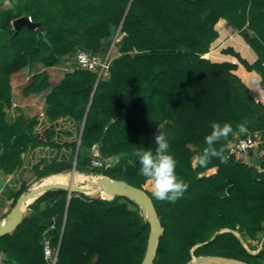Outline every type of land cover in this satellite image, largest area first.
I'll use <instances>...</instances> for the list:
<instances>
[{"label": "trees", "instance_id": "16d2710c", "mask_svg": "<svg viewBox=\"0 0 264 264\" xmlns=\"http://www.w3.org/2000/svg\"><path fill=\"white\" fill-rule=\"evenodd\" d=\"M11 1L9 9L0 5V174L16 173L23 153L39 144L33 134L36 119L8 118L13 75L37 64L54 67L81 45L99 54L114 44L118 54L107 79L74 69L46 98L52 119L70 117L80 127L85 121L76 170L85 172L98 146L101 160L119 159L109 171L97 167L98 173L150 195L164 227L154 264H186L192 256L264 264V154L252 164L242 163L228 148L243 131L260 132L264 140V104L236 75L237 64L204 57L218 43L221 21L239 31L249 29L258 59L250 64L232 50L225 53L259 74L264 91V0ZM22 17L42 28L16 33L13 23ZM50 86L42 71L24 92ZM213 122L230 123L232 132L215 142L220 156L202 166L199 155ZM158 129L166 133L177 175L188 185L175 203L157 200L151 182L138 171L136 152L155 149ZM72 166L73 159L40 164L36 174L46 177ZM67 204L66 190L40 196L19 227L0 238V264H52L45 256L46 242L57 252L55 264H142L150 225L134 203L72 193L66 214ZM45 219L53 225L42 226ZM250 240L260 244L256 255Z\"/></svg>", "mask_w": 264, "mask_h": 264}, {"label": "crops", "instance_id": "0c3cea01", "mask_svg": "<svg viewBox=\"0 0 264 264\" xmlns=\"http://www.w3.org/2000/svg\"><path fill=\"white\" fill-rule=\"evenodd\" d=\"M217 29L219 32L218 43L215 49L204 57L214 62H231L237 64L238 69L235 72L236 75H238L249 88L255 100L264 104V91L260 88V75L256 72L247 71L244 65L239 62V59L232 55L233 53H225L226 50H232L248 63H254L258 59V55L251 48L249 42L254 38V33L247 28L241 31L236 30L224 20L217 25ZM34 75H26L24 80L20 82L21 85H23L25 81L31 82ZM18 78V73L14 74L12 83L18 81ZM15 89L16 88L13 86L14 101L16 100ZM24 89L25 88L20 87V89L17 90V94L19 91L21 92L18 98L20 101L18 109L22 110L23 115L27 116V118L36 119L37 124L34 127L33 134L39 144L30 147L23 153L21 167L16 173L12 175L0 174L1 213L5 216L9 214L8 208L10 204H13L15 199L14 196L21 192L26 193L35 188V186H33V188L29 189L30 186L33 185V181L38 178H43L36 175V167L38 165H50L51 163L68 164L72 159L74 163H77V148L83 127V125L80 127V125L70 117L52 119L47 113L46 98L48 94L44 98H42L44 96L43 91L38 94L32 93L27 95ZM33 97H40L42 100H45L44 106L42 108L40 107L41 109L31 108V104H28ZM12 106H15V104L12 103ZM33 110L34 112L36 111L35 114L32 113ZM17 114L20 115L19 113ZM75 144L77 145L76 150L74 148ZM262 155L260 151H254L250 156V163L252 164L254 159ZM5 216L3 218H5Z\"/></svg>", "mask_w": 264, "mask_h": 264}, {"label": "water", "instance_id": "95a60500", "mask_svg": "<svg viewBox=\"0 0 264 264\" xmlns=\"http://www.w3.org/2000/svg\"><path fill=\"white\" fill-rule=\"evenodd\" d=\"M13 26L16 29V33H18L24 27L30 29L42 28V24L40 22H32V20L27 17H22L17 19L16 21H14ZM77 50L90 54L92 53L90 49L82 45L78 46ZM99 80H100V76L98 77V81ZM84 127H85V121L82 127L80 141L77 148V156L79 154L81 137L84 132ZM96 149H99V147L96 146ZM75 169H76V162L74 163L73 166V170ZM95 179L96 180L94 182L95 186L93 188V191L88 190L84 186H80L74 184L73 182H70L67 184L59 183V184H48L45 186H38L27 191L26 193H23L17 199L14 207L11 209L6 220L5 221L0 220V238L5 235L13 233L16 230V228L19 227V225L22 223L26 215V210L28 206L32 202L37 200L40 196L44 195L49 191L56 189L68 191V204H67L66 214L68 211V206L70 199L72 197V193L82 194L86 196L104 193L106 194V196H108L111 199L126 198L130 200L132 203H134L141 210L143 216L150 225V234L148 238L147 249L142 264H154L159 249L160 241L164 234V227L162 225L161 218L158 214L153 199L145 190L135 187L125 181L112 179L108 176H103V175L97 176ZM41 225L42 226L46 225L50 227L53 225V221L45 219L41 222ZM199 246L200 245H198L197 247ZM53 264H55V262ZM186 264H249V263L240 259L228 258L223 256H192V259Z\"/></svg>", "mask_w": 264, "mask_h": 264}, {"label": "clouds", "instance_id": "9594fccd", "mask_svg": "<svg viewBox=\"0 0 264 264\" xmlns=\"http://www.w3.org/2000/svg\"><path fill=\"white\" fill-rule=\"evenodd\" d=\"M231 132L230 123H212L211 132L204 137L207 147L199 155V163L202 166L209 163L212 157L220 156V152L214 147L215 142L227 138ZM152 141L156 145L154 150L142 148L136 152L139 174L151 182L152 195L157 200L175 203L183 197L188 185L177 175L178 162L169 151L166 133L158 129Z\"/></svg>", "mask_w": 264, "mask_h": 264}, {"label": "rangeland", "instance_id": "374dc122", "mask_svg": "<svg viewBox=\"0 0 264 264\" xmlns=\"http://www.w3.org/2000/svg\"><path fill=\"white\" fill-rule=\"evenodd\" d=\"M0 5L2 6V8L3 9H9V8H11L12 7V5H13V1H11V0H0ZM118 37V35H116V37H115V39ZM120 38L121 37H119L118 38V40H120ZM111 49V48H110ZM108 50V52H104V53H99V54H97L100 58H102V59H105L106 57H107V55L111 52V59H113V58H115L116 57V55L118 54L117 52H116V49H111V50ZM110 51V52H109ZM110 55V54H109ZM66 58H67V56L66 57H64L63 58V61L60 63V64H58V65H56V66H54V67H50V68H45L43 65H41V64H37V65H35V66H33V67H30V68H24V69H22L20 72H18V76H19V78H18V81H16V82H14V83H12V85L16 88L15 89V97H16V100L14 101V98H13V103L15 104V106H11L8 110H7V113H8V118L10 119V120H13L16 116H18V114L17 113H19V114H21V115H23V111L22 110H19L18 109V107L20 106L19 105V95L21 94V92L19 91L18 92V94H17V90L18 89H20V87L21 88H26V86L30 83V81L28 82V81H25V83L23 84V85H21V83L20 82H22L23 80H24V77H26V75H28V74H36V73H38V72H41L42 70H43V72H46L47 74H48V77H49V83H50V87H48V88H46L45 90H43V92H44V96L42 97V98H44L47 94H49V92L51 91V89H52V87L54 86V85H56V84H58L63 78H64V76H65V74L67 73V72H70V71H72V68H73V65H71V64H69L67 61H66ZM112 61V60H111ZM95 73H98V76H99V72H95ZM108 75H109V72H108V74H106L105 76L104 75H102V77L101 78H104V79H107L108 78ZM33 78V77H32ZM38 94V93H37ZM42 98H40V97H38V98H35V97H33V99H31L30 100V102H28V104H31L30 106H31V108H42L43 106H44V102H45V100L43 99L42 100ZM18 100V101H17ZM25 101H27V100H25ZM19 105V106H18ZM40 108V109H41ZM36 112V111H35ZM35 112H34V110L32 111V113H34L35 114ZM23 116H25V115H23ZM25 117H27V116H25ZM245 131H243V132H241L242 134H245L244 133ZM241 133H239V134H236V136H235V138H237L238 136H241L242 134ZM247 134V133H246ZM248 134H250V133H248ZM255 134V133H254ZM234 138V139H235ZM231 142H233V141H231ZM230 142V143H231ZM264 151H261V153H263ZM92 154H93V156H92V158H91V164L86 168V170H85V172H83V173H81V172H79L78 170H73V166H74V162H73V166H72V168H70V169H67V170H64L63 172H60V173H64V174H69V175H74L75 174V172L76 173H81V174H84V175H86V179L84 180V181H79V182H77V181H75V182H73L74 184H77V185H80V186H84L85 188H87L88 190L89 189H91L92 188V184L94 185V183L93 182H95V178L97 177V176H101V175H103V176H105L104 174H102V173H98V170H97V167H95L94 165H93V160H94V156H99L100 157V155H99V150L98 149H96V146L92 149ZM102 162H103V166H98V167H101V168H103L104 170H110L111 168H113L114 166H116L118 163H119V159L117 158H113V157H109V156H106V157H104L102 160H101ZM196 161V158L194 159V162ZM250 163V162H249ZM251 164V163H250ZM59 173V174H60ZM37 175V174H36ZM50 175H53V174H48V176H46V177H49ZM34 177H35V174H34ZM44 179H45V177H43V178H38L37 180H35V181H33V185H31L30 186V188L29 189H31V188H33V186H35V187H38V186H40L42 183H43V181H44ZM89 179V180H88ZM27 191V190H26ZM105 194H97V195H89L90 197H92V198H101V199H105V200H110V201H112V200H114V199H111V198H109L108 196H104ZM14 202H13V204H10L9 205V213H10V211H11V209L14 207V205H15V203H16V201H17V196H14ZM36 201V200H35ZM35 201L34 202H32L29 206H28V208H27V210H26V215L29 213V212H31V207H33L34 206V204H35ZM132 208V207H131ZM5 215H2V213H1V215H0V220H6V218H7V216H5V218H3ZM238 237H240V235H239V233H235ZM253 246H251V249H252V251H250L253 255H256V254H258V252L260 251L259 250V248L261 249V247H260V244H259V242L257 243H255V244H252ZM245 246L246 247H248L247 246V244H245ZM54 253H56V252H54ZM192 253H193V251H192ZM52 264L54 263V261H55V256L53 257V258H51V259H48Z\"/></svg>", "mask_w": 264, "mask_h": 264}, {"label": "built area", "instance_id": "2783aa9c", "mask_svg": "<svg viewBox=\"0 0 264 264\" xmlns=\"http://www.w3.org/2000/svg\"><path fill=\"white\" fill-rule=\"evenodd\" d=\"M116 41V40H115ZM114 41V42H115ZM114 49V44L111 49ZM110 49V50H111ZM110 52V51H109ZM110 54V55H109ZM107 55L105 59L100 58L97 54H90L83 51H78L74 55L67 56L66 61L73 65L72 70L81 69L90 72H99L100 78L102 75L108 74L109 66L111 62V52ZM263 137L260 132H256L255 134H242L238 136L229 144V153L232 155L237 161L242 163H249L250 156L254 151H260V147L263 144ZM264 154V152L262 153ZM93 165L95 167L103 166V162L101 161L99 156H94ZM0 215H1V202H0ZM251 244H255L258 241H249ZM45 256L46 259H51L55 256V260L57 258V252L54 253L46 242L45 246ZM55 262V261H54Z\"/></svg>", "mask_w": 264, "mask_h": 264}, {"label": "bare ground", "instance_id": "6f19581e", "mask_svg": "<svg viewBox=\"0 0 264 264\" xmlns=\"http://www.w3.org/2000/svg\"><path fill=\"white\" fill-rule=\"evenodd\" d=\"M85 179H86V175L81 174V173L75 172L74 175L60 173V174H54L52 176L45 178L43 183L40 186H45L48 184H59V183H66L67 184V183L75 182V181H77V182L84 181ZM94 186H95V183H94V185L92 184V188L89 190L93 191ZM104 196H106V194Z\"/></svg>", "mask_w": 264, "mask_h": 264}]
</instances>
